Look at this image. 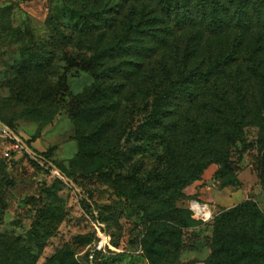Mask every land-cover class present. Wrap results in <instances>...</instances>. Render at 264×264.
Listing matches in <instances>:
<instances>
[{
    "label": "trees",
    "instance_id": "1",
    "mask_svg": "<svg viewBox=\"0 0 264 264\" xmlns=\"http://www.w3.org/2000/svg\"><path fill=\"white\" fill-rule=\"evenodd\" d=\"M61 1L77 17L69 36L73 47L91 52L88 60H74L69 66L94 80L75 100L77 158L95 163L96 173H105L128 159L121 149L124 140L139 143L143 150L161 143L174 167L160 182L137 181L129 193L132 200L147 197L164 202L165 209L151 218L144 239L147 256L155 262L167 256V249L180 250V229L191 224L190 213L175 204L186 198L185 189L200 181L213 163L224 172L229 151L246 126L260 128L264 148V107L260 109L256 101L259 98L264 106V0ZM199 36L225 44L214 55L196 57ZM33 50L24 54L18 67L34 94L33 107L21 116H42L48 124L58 107L44 88L47 57ZM232 67L240 71L243 81L237 84L246 93L238 97L237 109L222 80L236 74ZM249 82H255L257 90ZM252 104L257 109L253 114ZM136 111L143 114L137 126L124 129L123 118ZM0 122L16 134L1 114ZM25 144L42 159L32 143ZM84 208L92 220L104 224L93 205L85 202ZM214 229L209 264H223L228 253L233 264H250L254 254L250 246L238 241L228 247L235 231L250 243L264 242V217L252 201L220 215ZM108 262L103 255L97 264Z\"/></svg>",
    "mask_w": 264,
    "mask_h": 264
},
{
    "label": "rangeland",
    "instance_id": "2",
    "mask_svg": "<svg viewBox=\"0 0 264 264\" xmlns=\"http://www.w3.org/2000/svg\"><path fill=\"white\" fill-rule=\"evenodd\" d=\"M76 20L61 0H0V114L12 124L24 146L21 151L11 150V143L0 133V264H87L86 251L92 245L95 228L85 202L100 211L104 219L109 236L107 264H209L214 225L220 215L252 201L264 217L260 128L250 124L243 129L229 151L224 172L220 164L213 163L200 181L185 189L186 198L175 204L190 213L191 224L180 229V250L167 249L165 258L151 262L144 239L151 218L165 209L164 202L162 198L147 197L132 200L129 193L137 181L149 185L160 182L174 167L169 165L161 143L143 150L139 143L124 140L121 149L128 159L105 173H96L95 163L77 158L75 100L94 80L69 66V62L86 61L91 56L89 51L75 49L69 39ZM199 37L196 57L214 55L225 44ZM29 49L43 53L48 60L47 74L43 73L48 85L44 88L49 101L58 107L48 124L42 116H21L34 105L29 81L18 72ZM231 69L238 76L231 74L222 80L232 91L237 109L238 97L246 93L237 84L243 81L240 71L237 67ZM249 83L257 90L255 82ZM256 101L260 109L264 107L259 98ZM251 107L253 114L256 107ZM142 115L139 111L125 115L124 129L135 128ZM25 142L32 143L42 159ZM179 164L184 168L183 162ZM193 201L209 206V222L193 217ZM235 232L228 247L231 249L238 241L246 248L250 246L254 252L250 264H264V242L250 243L240 237V231ZM232 259L228 253L222 263L233 264Z\"/></svg>",
    "mask_w": 264,
    "mask_h": 264
},
{
    "label": "built area",
    "instance_id": "3",
    "mask_svg": "<svg viewBox=\"0 0 264 264\" xmlns=\"http://www.w3.org/2000/svg\"><path fill=\"white\" fill-rule=\"evenodd\" d=\"M0 133L1 135L9 140L11 143V150H23L24 146L22 141L4 124L0 122ZM191 210L193 217L201 222L207 223L211 220V210L208 205H202L196 201L191 203ZM97 217V213H95ZM93 227L95 228V240L89 249L86 251L87 264H97L98 258L107 253V246L109 236L106 232L105 225L100 223L98 220H92Z\"/></svg>",
    "mask_w": 264,
    "mask_h": 264
}]
</instances>
